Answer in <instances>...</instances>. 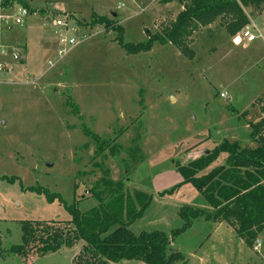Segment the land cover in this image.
Listing matches in <instances>:
<instances>
[{
  "label": "rangeland",
  "instance_id": "rangeland-1",
  "mask_svg": "<svg viewBox=\"0 0 264 264\" xmlns=\"http://www.w3.org/2000/svg\"><path fill=\"white\" fill-rule=\"evenodd\" d=\"M12 1L4 14L22 5L30 15L23 25L0 20V43L21 53L15 72L0 82V264H88L79 257L82 241L43 256L30 251L27 259L11 248L22 243L23 221L65 223L72 219L66 207L86 212L100 204L94 192L109 200V181L122 183L127 195H154L132 230L165 233L170 252L181 254L173 264H264L261 244L249 248L226 222L199 218L175 236L185 225L182 207L210 209L194 185H181L177 165L226 141L258 147L249 124L264 117V14L253 18L263 37L246 48L222 19L199 28L187 39L190 58L159 43L128 54L118 32L93 24L107 19L124 29L125 44L145 43L177 19L178 2ZM58 18L70 37L86 41L49 69L66 30L55 25ZM227 158L220 154L208 170Z\"/></svg>",
  "mask_w": 264,
  "mask_h": 264
},
{
  "label": "trees",
  "instance_id": "trees-1",
  "mask_svg": "<svg viewBox=\"0 0 264 264\" xmlns=\"http://www.w3.org/2000/svg\"><path fill=\"white\" fill-rule=\"evenodd\" d=\"M12 2L5 0L2 7L11 6ZM172 2L183 7L177 19L162 34L151 36L145 43L125 44L124 29L107 19L94 18L93 24L105 25L107 29L118 32L117 41L128 54L149 52L159 43L173 44L193 58L187 39L199 28L222 19L227 34L235 37L250 23L248 9L264 12V0H163L164 4ZM249 127L250 138L258 144L257 148L226 141L187 165H177L181 185H194L208 201L210 209L182 207L180 216L185 225L175 236L191 228L197 219L205 218L231 225L251 249L257 243L259 235L264 232V117L250 123ZM222 153L228 154L226 164L208 170ZM106 186L113 188L111 198L104 201L99 193L94 192L100 199L97 207L86 212H81L74 205L66 207L72 217L68 222L23 221L22 243L13 246L11 252L25 257L30 251H36L33 256H43L56 253L61 248H72L82 241L84 245L79 257L86 258L88 264H117L122 261L173 264L181 258L180 253L170 252L171 240L165 233H136L132 230V226L144 218L152 204V195L142 191L127 195L120 182L109 181ZM175 189L169 192L173 193ZM36 191L41 192V189Z\"/></svg>",
  "mask_w": 264,
  "mask_h": 264
},
{
  "label": "built area",
  "instance_id": "built-area-1",
  "mask_svg": "<svg viewBox=\"0 0 264 264\" xmlns=\"http://www.w3.org/2000/svg\"><path fill=\"white\" fill-rule=\"evenodd\" d=\"M13 5L8 7H0V20L2 23H4L6 26H11L12 24L16 25H23L24 19L27 18L30 15V10L24 6L18 7L17 14L14 15H8L4 14V11H11L13 10ZM55 25L57 27H63L66 30L64 32H60V39L58 41V49L56 53V57L54 60H49L47 63L49 65V69H52L56 67V65L63 60L67 54L76 48L79 44H84L85 39H82V41L79 43L77 42L76 38L70 37L68 35L67 29H68V23L67 21H64L62 19H56ZM255 27H252L250 25H247L238 35L235 39L236 42L239 44H245L247 46L248 44L253 43L257 39V35L254 33ZM77 34H79L78 31H76ZM21 60V53L20 49L13 48L11 45L8 44H2L0 43V82L2 75H11L15 72V68L19 61ZM221 97L226 98L227 93H222ZM260 245V242L257 241V246ZM257 246H255L257 248ZM255 248V249H256Z\"/></svg>",
  "mask_w": 264,
  "mask_h": 264
},
{
  "label": "crops",
  "instance_id": "crops-1",
  "mask_svg": "<svg viewBox=\"0 0 264 264\" xmlns=\"http://www.w3.org/2000/svg\"><path fill=\"white\" fill-rule=\"evenodd\" d=\"M248 10H249V9H248ZM250 11L253 12V10H250ZM253 13H254V15L251 14V13H250V14L247 13V14H248V17H249V20H250L249 25L252 26V27H255L254 32H255L256 30L258 31V34H257V39H258V38L263 37V36H262V33L256 28V25H255L254 22H253V18L258 17V16H261L262 14H264V12H262V13L253 12ZM257 39H256V40H257ZM256 40H255V41H256ZM255 41H254V42H255ZM254 42H253V43H254ZM242 45H244V48H246L247 46H249V44H248L247 46H245V44H242ZM175 100H176V99H175ZM259 121H260V120H259ZM227 159H228V158H227ZM178 175H179V174H178ZM179 178H180V180H182L181 177H180V175H179ZM152 197H153V201H152V203H154V195H152ZM261 234H264V232L261 233ZM261 234H260V235H261ZM260 235H259V236H260ZM258 239H260V237H258ZM259 242H261V243H260L261 245L259 246L261 250H260V252H258V253L261 254V255H260V259H262V261L264 262V235L262 236V239H261V241H259Z\"/></svg>",
  "mask_w": 264,
  "mask_h": 264
}]
</instances>
